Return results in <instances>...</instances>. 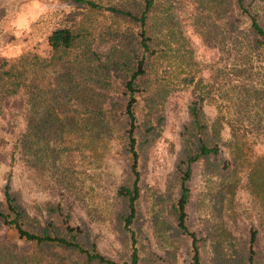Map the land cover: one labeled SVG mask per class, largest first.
Returning a JSON list of instances; mask_svg holds the SVG:
<instances>
[{"label": "rangeland", "instance_id": "1", "mask_svg": "<svg viewBox=\"0 0 264 264\" xmlns=\"http://www.w3.org/2000/svg\"><path fill=\"white\" fill-rule=\"evenodd\" d=\"M97 1L133 11L142 3ZM250 4L251 12L264 24V0ZM64 25L85 28L92 48L102 58L131 60L129 55L134 53L148 57L140 47L141 27L119 14L62 0H0V59L16 58L28 49L47 55V36ZM147 32L153 52L136 93V123L155 124L157 116L163 121L145 158L138 162V215L130 226L136 241L131 244L128 231L129 240L122 243L115 218L120 207L116 188L129 165L120 130L126 101V77L120 70L112 71L106 87V103L115 104L114 115L107 117L110 129L98 139L93 123L97 102L92 99L98 88L87 90L86 102L74 98L59 115L61 119L68 116L77 126L71 142L63 139L55 147L60 155L70 153L69 157L54 163L57 150L49 151L53 154L46 157V168L36 167L16 145L25 128L21 102H5L0 115V205L9 180L34 221L53 219L87 228L99 251L118 264L131 261L133 248L138 252L137 264H150L146 262L149 253L164 257L168 250L174 254L173 264H214L213 246L218 241L223 257L235 259L234 264H264V45L257 43L250 20L236 0H155ZM155 86L167 93L150 103V88ZM199 95L204 96L208 124L219 126L227 169L216 177L204 171L202 162L194 164L186 225L198 239L196 262L192 237L178 230L171 204L178 197L173 172L180 132L190 102ZM219 192L224 195L220 215L214 210V196ZM58 203L63 208L59 216L49 210L50 204ZM1 231L14 235L21 246H30L12 228L4 226ZM252 231L256 240L251 244ZM250 250L253 261L247 259Z\"/></svg>", "mask_w": 264, "mask_h": 264}, {"label": "trees", "instance_id": "2", "mask_svg": "<svg viewBox=\"0 0 264 264\" xmlns=\"http://www.w3.org/2000/svg\"><path fill=\"white\" fill-rule=\"evenodd\" d=\"M89 10H108L119 14L141 27L140 47L145 55H129L131 60L101 54L95 51L88 40L86 30L76 26H59L53 28L47 36L49 52L42 54L36 50H25L13 59H0V115L7 100L16 99L21 102L25 113V128L17 138L21 152L30 156L36 167L46 168V157L55 152L57 145L65 139H74L77 126L64 116L59 115L68 110L74 98L80 102L87 101V90L98 88L93 101L97 102L93 113L98 139L106 133L109 119L114 115L115 104L106 103L108 92L106 87L111 84L115 71H122L126 77L123 119L120 130L124 137L122 151L129 158V165L123 181L116 188L120 207L115 213L121 241L125 245L129 240L125 232L130 231L131 244L136 241L130 226L138 215L137 200L140 195L139 158H145L146 149L152 144L161 131L162 117L157 116L156 123L149 120L143 124L136 123L134 106L136 93L145 76L147 63L152 53L151 38L147 32L150 13L155 0H141L140 9L133 11L115 5L103 6L97 0H62ZM237 6L249 18L250 28L257 38V43L264 45V24L250 10L252 0H236ZM135 55V56H134ZM129 60V61H128ZM114 71V72H112ZM161 86L150 88L148 102L153 103L157 96L166 95ZM86 94V95H85ZM203 95L192 100L188 106V119L180 132L181 145L177 153L173 180L178 185V197L171 204V213L177 228L192 237L194 259L198 261V244L194 232L186 225L187 204L190 200L189 181L193 174L194 164L202 162L204 171L210 176L221 177L227 169L226 160L221 152L222 139L219 126L209 125L203 105ZM107 126V128H106ZM93 127V126H92ZM69 148L67 145L64 146ZM60 149L53 156V162L62 157H69L70 153L60 155ZM4 203L0 205V231L7 226L17 233V238L30 244L25 248L16 240L14 235L0 232V264H118L113 259L103 255L87 228L70 225L66 221L45 220L34 221L26 211L18 192L11 190L9 180L4 186ZM224 195L219 192L214 196L216 200L214 210L220 215ZM52 214L61 215V204H50ZM256 240L255 232H251L250 242ZM32 247V250L28 248ZM214 264H234L231 257L222 255V246L214 243ZM252 249V248H250ZM48 253V254H47ZM250 250L248 261H253ZM174 254L168 250L165 256L149 253L146 262L150 264H173ZM139 256L133 248L131 261L123 264H137Z\"/></svg>", "mask_w": 264, "mask_h": 264}]
</instances>
